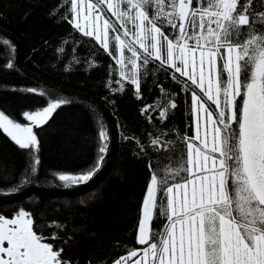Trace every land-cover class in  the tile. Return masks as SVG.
Returning a JSON list of instances; mask_svg holds the SVG:
<instances>
[{"label":"snow or ice","instance_id":"1","mask_svg":"<svg viewBox=\"0 0 264 264\" xmlns=\"http://www.w3.org/2000/svg\"><path fill=\"white\" fill-rule=\"evenodd\" d=\"M60 7L66 8L62 18L119 66L113 91H124L127 81L139 94L143 77L163 70L190 93L192 135L150 141L160 155L148 164L136 236L143 247L124 245L112 264H264V0H62ZM72 60L80 63L75 55ZM39 94L49 102L22 113L29 123L0 110V130L30 150L21 183L31 181L39 164L34 127L72 102L54 91ZM176 107L173 101L141 111L158 108L165 120ZM96 123V159L80 173L59 174L66 187L90 181L103 166L109 132L102 118ZM58 239L34 230L24 209L13 218L0 214V264H72L62 247L46 242Z\"/></svg>","mask_w":264,"mask_h":264},{"label":"trees","instance_id":"2","mask_svg":"<svg viewBox=\"0 0 264 264\" xmlns=\"http://www.w3.org/2000/svg\"><path fill=\"white\" fill-rule=\"evenodd\" d=\"M61 4L62 0H0V110L25 123L24 111L49 102L41 90L72 101L57 109L46 124L34 127L40 141L39 164L29 183L21 180L30 150L0 130V214L10 217L20 209L28 211L34 230L42 228L46 237L59 235L60 239L46 242L62 247L63 258L72 264H111L125 254L124 245L142 247L136 236L149 182L148 164L160 155L150 141L159 137L166 143L185 132L192 135L190 93L163 70L143 77L139 94L127 81L124 91H113L119 87L113 83L120 79L114 71L119 66L62 18L66 8ZM4 40L9 44L3 45ZM60 48L65 51L59 52ZM90 49L96 50L94 57ZM74 55L80 63H73ZM89 60L96 66L89 67ZM8 63L14 67H6ZM28 88L37 92L29 93ZM173 101L177 107L169 109L165 120L159 118L158 108L142 114L146 105ZM97 118L109 132L103 166L90 181L66 187L59 174L80 173L96 159ZM54 221L63 229L47 226ZM163 223L160 220L154 227Z\"/></svg>","mask_w":264,"mask_h":264},{"label":"rangeland","instance_id":"3","mask_svg":"<svg viewBox=\"0 0 264 264\" xmlns=\"http://www.w3.org/2000/svg\"><path fill=\"white\" fill-rule=\"evenodd\" d=\"M46 107V106H45ZM43 108H41V109H38V110H42ZM38 110H34V111H38ZM19 123H21V122H19ZM26 123H29L27 120H26V122L25 123H21V124H26ZM17 212H15L12 216H10V217H7V216H5L6 218H13L14 217V215L16 214ZM143 247V246H142ZM112 264V263H111Z\"/></svg>","mask_w":264,"mask_h":264}]
</instances>
